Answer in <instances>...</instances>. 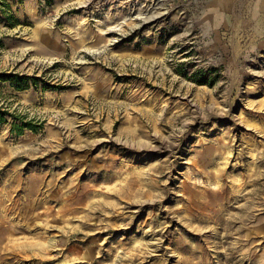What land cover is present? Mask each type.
<instances>
[{
	"label": "rangeland",
	"instance_id": "1",
	"mask_svg": "<svg viewBox=\"0 0 264 264\" xmlns=\"http://www.w3.org/2000/svg\"><path fill=\"white\" fill-rule=\"evenodd\" d=\"M0 211V264H264V0H0Z\"/></svg>",
	"mask_w": 264,
	"mask_h": 264
},
{
	"label": "bare ground",
	"instance_id": "2",
	"mask_svg": "<svg viewBox=\"0 0 264 264\" xmlns=\"http://www.w3.org/2000/svg\"><path fill=\"white\" fill-rule=\"evenodd\" d=\"M156 18V16H152V15H149V16H145L143 19L140 20V23H143V24H146V23H149V22H152L154 21V19ZM1 212V211H0ZM1 216V214H0ZM7 229V227H4L2 226V221H0V234L5 231ZM49 245V244H48ZM47 244L44 245V248H46L48 246Z\"/></svg>",
	"mask_w": 264,
	"mask_h": 264
}]
</instances>
